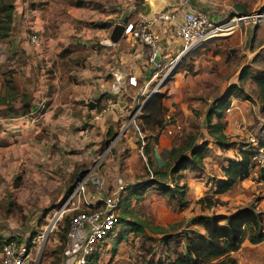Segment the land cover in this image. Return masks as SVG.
<instances>
[{
  "label": "rangeland",
  "instance_id": "374dc122",
  "mask_svg": "<svg viewBox=\"0 0 264 264\" xmlns=\"http://www.w3.org/2000/svg\"><path fill=\"white\" fill-rule=\"evenodd\" d=\"M243 1L249 8V16L264 15L261 14L264 13V0ZM252 4L257 6L251 8ZM247 22L239 25L238 32L231 36L232 40L224 36L216 37L181 55L165 70L156 67L158 78L151 84L148 95L140 101L144 107L155 93L163 97L166 112L164 126L153 134L141 131L144 122L140 120L142 107L134 121L129 123L128 131L123 132V128L122 132L114 135L111 129L106 137L107 143L96 151L93 145L101 128L91 127L90 124L83 128L82 133L64 127L43 126L36 141L32 140V128L23 129L25 133L19 137L18 144L17 140L12 142L19 136L14 133L17 129L7 127L6 111L0 110V233L7 238L15 237L17 245H27L29 256L24 264H65L68 223L76 212L85 209L84 196H96L98 191L89 181L85 192L70 199L84 172L91 175V179L100 178L101 193L105 195L115 193L120 181L124 187L117 210V227L99 245V251L90 264H142L149 250L151 255L165 260L167 249L173 246L176 239L181 251V244L185 248L184 235L189 236L191 231L202 233L200 226L196 225L201 218L221 219L248 207L264 213V183L259 182L257 169L227 193L215 194L223 179L222 168L230 160H239L244 148L254 152L257 144L251 141L256 135H264V112L257 107L256 89L249 81H239L244 69L255 71L259 68L262 56L245 63L238 71L239 57H242L238 47L241 42L244 45L239 31L244 34L247 28H251L252 32L251 26L258 27L264 22ZM2 66L0 58V71ZM169 67L172 69L167 73ZM232 85L239 86L247 99L240 96L234 107L225 113L223 122L228 141L227 146L220 148L208 137L204 119L212 103ZM137 108V104L133 105L128 116L133 111L136 113ZM5 127L7 131L2 130ZM137 129L147 137L148 154L140 147ZM8 131L11 135H7ZM27 132L30 134L27 135ZM87 132L91 135H86ZM191 138L198 145L207 143V150L203 154V170L197 175L184 171L177 181L180 187H188V205L180 209L154 187L144 186L155 178L175 185L170 177L165 179L155 173L165 170L172 148L183 147L184 142ZM111 142H114L113 148L105 152ZM153 148L164 157L163 166H156L152 159ZM143 157L147 158V162ZM194 175L197 178H192ZM172 185L170 188H173ZM67 202L66 212L62 213V207ZM134 222L141 226L142 232H132ZM156 227L164 229L165 234L156 232ZM61 236H64L63 240ZM165 237L173 238L169 241L170 245L163 241ZM245 244L249 245L248 242ZM244 247L240 252L242 260L239 253L232 254L239 264L246 262L243 252L249 246ZM249 248L261 252L259 258L253 259L264 264V243Z\"/></svg>",
  "mask_w": 264,
  "mask_h": 264
},
{
  "label": "crops",
  "instance_id": "0c3cea01",
  "mask_svg": "<svg viewBox=\"0 0 264 264\" xmlns=\"http://www.w3.org/2000/svg\"><path fill=\"white\" fill-rule=\"evenodd\" d=\"M13 5L12 33L7 39L0 40L3 65L0 71V110L6 111L7 127L17 129L18 133H14L19 136L12 142L17 140L19 144V137L25 133L23 129L32 128V140L36 141L43 126L64 127L82 133L90 124L101 128L96 135L94 151L107 143L109 132L113 130L116 135L125 129L134 113L128 116L129 110L133 105L138 107L143 103H140L141 99L148 95L151 84L159 75L156 66L148 61V47L140 40L122 34L117 43L108 44L116 25L148 24L149 30L157 37V63L162 65L163 71L183 47L176 29L186 13L204 14L216 25L250 15L243 0H14ZM158 14L172 15L173 19L157 20ZM246 22L233 24L232 30L218 37L232 40L231 36L238 32L239 25ZM251 27L252 32L251 28H247L244 34L239 31L240 37L244 38V45L241 42L238 47L242 56L239 57V72L245 63L264 52V25ZM31 35L38 36L37 46L30 43ZM10 73L13 77L8 80ZM130 78L136 85H130ZM7 81H11L10 84ZM12 84L16 91H9ZM239 99L231 98L228 111ZM217 101L212 103L210 110ZM257 107L261 111L260 103ZM23 111H27L26 115ZM208 114L204 119L206 127ZM216 122L213 116L211 123ZM137 131L140 147L142 143L144 148L148 147L145 143L147 137ZM7 135L11 132L8 131ZM6 140L8 145L9 139ZM152 156L156 166L165 164L156 148L152 149ZM143 158L147 162V158ZM121 184V181L117 183L118 186ZM91 197L96 200V196ZM10 238L15 240V237L7 238L0 233V251L2 243ZM244 246L252 247L244 243L237 252L241 260L240 252ZM249 247L243 252L246 256L244 264H259L257 259L245 253L257 250Z\"/></svg>",
  "mask_w": 264,
  "mask_h": 264
},
{
  "label": "trees",
  "instance_id": "16d2710c",
  "mask_svg": "<svg viewBox=\"0 0 264 264\" xmlns=\"http://www.w3.org/2000/svg\"><path fill=\"white\" fill-rule=\"evenodd\" d=\"M13 3L14 0H0V40L7 39L12 33ZM260 57L259 68H256L255 71L248 68L244 69L240 74L239 81L252 83L256 89L261 112H264V55L262 54ZM7 77L9 80L13 75L10 73ZM10 82L7 81V84H10ZM9 91H16L13 84L10 86ZM240 96L247 99L239 86H230L226 94L213 105L207 116V134L214 144L220 148L227 146L228 141L223 122L224 114L230 108L231 98H240ZM26 113L27 111H23L24 115ZM164 116L163 97L159 93H155L144 104L140 115V120H144L141 124V131L153 134L154 131L162 130ZM213 116H215L217 121L215 124L211 123ZM255 139L262 142L264 141V135L261 137L256 135ZM194 140V138L186 140L184 146L179 149L172 148L165 170L162 173H155L165 179L170 177L172 179L171 183L175 182L174 186L156 178L150 179L149 183L144 186V188L154 187L161 196L174 201L180 209L188 205L186 200L188 187H180L177 182L180 177L182 178V172L189 171L191 174L197 175L203 170L202 160L203 154L207 150V143L196 145ZM144 150L146 153L149 152L148 147H145ZM241 154L239 160L230 161L226 167L222 168L224 180L219 182L215 191L216 195L227 193L238 182L249 178L251 172L255 169L259 172V182L264 183V170L258 169L257 165L252 161L253 151L243 149ZM195 175L192 178H197ZM171 185L173 188H170ZM208 204L211 205V202ZM196 225L200 226L202 233L198 234L191 231L192 233H189V236L184 235L185 248L181 244V251L176 239L173 246L166 251L165 257L167 259L161 260L157 255H151L149 250L147 257L142 260V264H238L232 254L237 253L245 242L252 246H258L264 242V213L254 208L240 209L234 214L221 219L216 217L211 220L201 218L196 222ZM155 231L165 234V230L159 227H156ZM132 232H142L141 226L134 222L132 224ZM64 236H61L62 240ZM172 239L165 237L163 241H167V245H170L169 241ZM7 241L15 240L10 238ZM245 253L249 254L251 258H259L258 256L261 255L259 250L245 251Z\"/></svg>",
  "mask_w": 264,
  "mask_h": 264
},
{
  "label": "built area",
  "instance_id": "2783aa9c",
  "mask_svg": "<svg viewBox=\"0 0 264 264\" xmlns=\"http://www.w3.org/2000/svg\"><path fill=\"white\" fill-rule=\"evenodd\" d=\"M156 19L169 21L173 19V16L158 14ZM247 20L262 23L264 22V15L239 17L227 24L216 25L204 14L186 13L181 25L176 29V36L181 39L183 44L182 51L174 59L172 65L181 58V55L183 56V54L191 49L199 47L223 33L229 32L233 29V24ZM124 27L123 35L138 39L146 45L148 47L149 63L161 69L162 65L159 62L155 64L158 54L157 37L149 30V25L145 22H138L136 24L125 25ZM30 43L37 46L39 44L38 36L31 35ZM172 68L169 67L167 73ZM129 83L130 85H136L133 78H130ZM142 107L143 103L138 106V111L132 115L130 122L134 121ZM128 126L129 124L125 129ZM125 129L122 131L124 132ZM251 142L257 144L253 152L252 161L257 165L258 169L264 170V141L259 142L253 139ZM113 145L114 142H111L105 152L112 149ZM143 146L144 144L142 143V149ZM84 176L76 184L70 199H74L77 195L80 196V193L85 192V185L89 181L98 191L96 193V200H93L92 197L88 198L84 196L85 209L76 212L71 217L64 248L65 264H89L99 251V245L104 242L105 237H108L114 232L118 224L117 210L120 206L124 187L119 185L115 193L105 195L101 193L100 178L92 177L91 179V175L88 174ZM67 204L68 202L62 207V213L66 212L64 208H66ZM74 208L76 209L78 207ZM27 250L28 247L26 244L17 245L15 241L5 242L1 247V264H24L29 256Z\"/></svg>",
  "mask_w": 264,
  "mask_h": 264
},
{
  "label": "water",
  "instance_id": "95a60500",
  "mask_svg": "<svg viewBox=\"0 0 264 264\" xmlns=\"http://www.w3.org/2000/svg\"><path fill=\"white\" fill-rule=\"evenodd\" d=\"M124 29H125L124 26H122V25H116L114 27L113 31H112L110 40L108 41V44L110 45L111 43H117L120 40V38H121V36H122V34L124 32ZM155 63H157V58L155 60ZM89 107L92 109L93 108V104L90 103L89 104Z\"/></svg>",
  "mask_w": 264,
  "mask_h": 264
}]
</instances>
